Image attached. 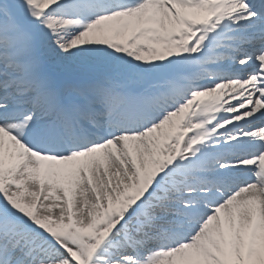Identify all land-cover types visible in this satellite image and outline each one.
<instances>
[{"label": "snow or ice", "instance_id": "1", "mask_svg": "<svg viewBox=\"0 0 264 264\" xmlns=\"http://www.w3.org/2000/svg\"><path fill=\"white\" fill-rule=\"evenodd\" d=\"M0 264H264V0H0Z\"/></svg>", "mask_w": 264, "mask_h": 264}]
</instances>
